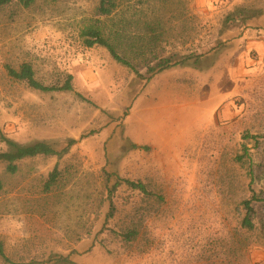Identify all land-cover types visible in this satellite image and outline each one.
Listing matches in <instances>:
<instances>
[{
	"label": "rangeland",
	"instance_id": "rangeland-1",
	"mask_svg": "<svg viewBox=\"0 0 264 264\" xmlns=\"http://www.w3.org/2000/svg\"><path fill=\"white\" fill-rule=\"evenodd\" d=\"M98 1L37 0L0 11V131L21 144L76 142L63 159H27L15 174L0 164L7 255L17 262L75 252L77 264H264L262 233L240 227L250 187L264 199V0L152 1L167 8L157 54L203 59L200 71L150 81L140 61L142 77L105 48L84 46L80 33ZM132 1L120 0L116 19L140 24L147 5ZM236 6L253 17L225 25ZM25 63L45 85L72 75L73 91L42 93L12 80L6 67ZM56 167L63 179L47 193ZM106 172L142 179L164 196L133 243L112 233L131 209L129 190L116 196L117 220L104 227ZM256 211L264 215L263 200Z\"/></svg>",
	"mask_w": 264,
	"mask_h": 264
},
{
	"label": "trees",
	"instance_id": "trees-1",
	"mask_svg": "<svg viewBox=\"0 0 264 264\" xmlns=\"http://www.w3.org/2000/svg\"><path fill=\"white\" fill-rule=\"evenodd\" d=\"M37 0H0V11L12 6H21L25 9L35 5ZM56 2L58 0H52ZM152 1L167 3L169 0H139L138 3L147 5L146 8H140L138 12L140 24L136 19H116L117 14L121 9L120 0H99L95 10V15L86 24L80 33V37L85 47L93 48L100 46L105 48L111 57L117 63L132 69L139 76L141 74L135 68L134 62L140 61L147 69V76L144 78L147 81L152 80L155 76L173 69V68H193L200 69L202 63V54L200 55H179L172 54L168 56H159L157 50L163 41L164 16L163 9L149 6ZM130 4L133 1L127 0ZM162 6V5H161ZM137 7V6H136ZM132 5V9H136ZM131 7H129V10ZM152 10V12H150ZM138 11V10H136ZM135 11V12H136ZM134 12V14H135ZM150 12V16L149 13ZM147 15L146 19L141 15ZM247 14L244 6H236L229 14H227L224 24H236L237 22H247L251 19ZM152 18V19H151ZM151 19V21H149ZM135 23H138L137 29L142 33L138 36L133 34ZM161 32V33H159ZM8 76L20 83H24L27 87L34 91L42 93H67L73 91V76L68 74L65 76L61 84L45 85L36 78V74L32 64L25 63L18 69L7 66ZM142 77V76H141ZM0 142L3 149L0 150V164H6V171L9 174H15L18 171V164L27 159L37 157H56L59 160L66 157L72 147L75 145V140H69L65 147H58L54 143L48 141H39L31 144H21L14 139L6 136L0 131ZM135 150L149 149L136 144L132 145ZM243 155H247V147L244 145ZM244 156L239 160L243 162ZM63 179V171L56 167L49 175L45 184V191L51 192L56 188ZM252 186V185H251ZM2 181L0 178V190L2 189ZM129 190L133 203L131 209L125 212L124 226L118 231L112 229V233L126 243L137 241L140 236L141 229L148 223L151 211L155 204H162L165 199L161 194L156 193L151 186L142 179L130 180L120 177L117 174L106 172L105 190L106 203H108V212L105 217L104 227L116 222L118 217V206L115 202L116 196L122 190ZM251 197L243 201L245 217L240 223V227L247 232H261L264 237V215H258L256 205L264 199L260 198L256 189L250 187ZM75 252L68 255L51 254L48 259H33L29 262H17L12 260L6 253L4 243L0 240V262L2 264H77L74 260Z\"/></svg>",
	"mask_w": 264,
	"mask_h": 264
},
{
	"label": "crops",
	"instance_id": "crops-1",
	"mask_svg": "<svg viewBox=\"0 0 264 264\" xmlns=\"http://www.w3.org/2000/svg\"><path fill=\"white\" fill-rule=\"evenodd\" d=\"M183 69H192V70H194V71H200V70H202L201 69V65H200V69H193V68H180V67H177V68H173V69H170V70H167V71H165V72H163V73H171L172 71H174L173 73H175V74H179L181 71H183ZM163 73H161V74H163ZM160 75V74H159ZM158 76V75H157ZM156 77V76H155ZM154 77V78H155Z\"/></svg>",
	"mask_w": 264,
	"mask_h": 264
}]
</instances>
